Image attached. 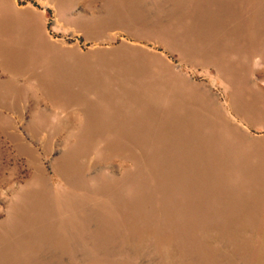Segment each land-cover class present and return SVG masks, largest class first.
<instances>
[{
  "label": "rangeland",
  "instance_id": "rangeland-1",
  "mask_svg": "<svg viewBox=\"0 0 264 264\" xmlns=\"http://www.w3.org/2000/svg\"><path fill=\"white\" fill-rule=\"evenodd\" d=\"M0 264H264V0H0Z\"/></svg>",
  "mask_w": 264,
  "mask_h": 264
}]
</instances>
